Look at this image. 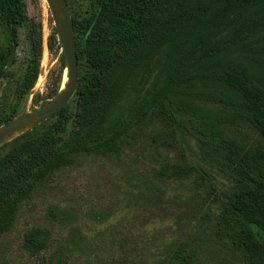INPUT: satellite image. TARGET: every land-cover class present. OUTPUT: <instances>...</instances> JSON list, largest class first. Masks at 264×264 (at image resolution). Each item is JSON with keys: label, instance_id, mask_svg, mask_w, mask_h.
I'll return each mask as SVG.
<instances>
[{"label": "trees", "instance_id": "1", "mask_svg": "<svg viewBox=\"0 0 264 264\" xmlns=\"http://www.w3.org/2000/svg\"><path fill=\"white\" fill-rule=\"evenodd\" d=\"M0 18L15 43L28 21L25 0H0ZM73 24L79 72L84 62L93 71L79 82L74 108L68 104L40 133L28 131L0 148L9 149L0 159V237L41 181L78 154L119 153L124 137L163 104L183 127L186 118L200 122L190 134L204 159L238 187L217 218L219 237L244 264H264V0H94L91 17ZM10 48L0 52V77L14 56ZM32 52L42 56L41 34ZM26 78L29 93L38 64ZM130 91L137 95L124 108ZM186 95L213 103L219 114L212 119L179 103ZM26 237L42 244L37 230Z\"/></svg>", "mask_w": 264, "mask_h": 264}, {"label": "rangeland", "instance_id": "2", "mask_svg": "<svg viewBox=\"0 0 264 264\" xmlns=\"http://www.w3.org/2000/svg\"><path fill=\"white\" fill-rule=\"evenodd\" d=\"M93 1L66 0L72 20H88ZM25 2L28 21L18 27L15 43L0 18V52L14 46V56L0 77V127L54 99L67 79L48 3ZM40 34L43 52L37 59L32 49ZM35 63L39 79L27 93L26 77ZM91 71L86 62L80 72L78 65V85ZM154 77L146 81L140 99ZM136 95L130 91L123 107ZM75 99L74 95L70 108ZM178 102L212 119L219 114L218 107L203 98L186 95ZM188 120L182 122L184 127L177 124L167 107L158 104L124 137L119 153L78 154L74 164L41 181L0 237V264H184L183 257L186 264H244L219 237L216 226L225 200L238 187L220 166L204 159L190 134L201 124ZM53 121L33 128V134ZM222 129L228 136L240 135ZM8 150L0 152V159ZM34 230L41 233V245L27 240Z\"/></svg>", "mask_w": 264, "mask_h": 264}, {"label": "water", "instance_id": "3", "mask_svg": "<svg viewBox=\"0 0 264 264\" xmlns=\"http://www.w3.org/2000/svg\"><path fill=\"white\" fill-rule=\"evenodd\" d=\"M60 38L68 82L58 96L48 103L24 113L0 127V147L18 136L52 119L65 108L78 87V56L73 20L66 0H46Z\"/></svg>", "mask_w": 264, "mask_h": 264}, {"label": "bare ground", "instance_id": "4", "mask_svg": "<svg viewBox=\"0 0 264 264\" xmlns=\"http://www.w3.org/2000/svg\"><path fill=\"white\" fill-rule=\"evenodd\" d=\"M41 1H42V3H43L44 5L47 4V1H46V0H41ZM67 73H68V72H66V77H67ZM66 83H67V79H66ZM66 83H65V85H66ZM64 88H65V87H64ZM64 88H63V89H64Z\"/></svg>", "mask_w": 264, "mask_h": 264}]
</instances>
